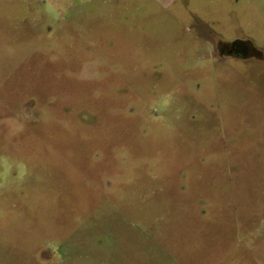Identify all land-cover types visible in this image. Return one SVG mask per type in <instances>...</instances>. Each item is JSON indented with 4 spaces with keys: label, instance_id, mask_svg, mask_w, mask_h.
I'll return each instance as SVG.
<instances>
[{
    "label": "rangeland",
    "instance_id": "1",
    "mask_svg": "<svg viewBox=\"0 0 264 264\" xmlns=\"http://www.w3.org/2000/svg\"><path fill=\"white\" fill-rule=\"evenodd\" d=\"M0 264H264V0H0Z\"/></svg>",
    "mask_w": 264,
    "mask_h": 264
},
{
    "label": "flooded vegetation",
    "instance_id": "2",
    "mask_svg": "<svg viewBox=\"0 0 264 264\" xmlns=\"http://www.w3.org/2000/svg\"><path fill=\"white\" fill-rule=\"evenodd\" d=\"M219 53L226 57L232 55L241 56L243 58L258 57V52L256 53L254 51L250 41L239 38H236L229 43H224L219 50Z\"/></svg>",
    "mask_w": 264,
    "mask_h": 264
}]
</instances>
